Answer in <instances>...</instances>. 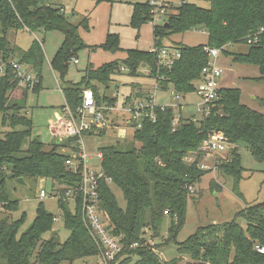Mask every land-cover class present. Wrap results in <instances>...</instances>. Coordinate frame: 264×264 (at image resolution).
Here are the masks:
<instances>
[{
  "label": "trees",
  "instance_id": "obj_1",
  "mask_svg": "<svg viewBox=\"0 0 264 264\" xmlns=\"http://www.w3.org/2000/svg\"><path fill=\"white\" fill-rule=\"evenodd\" d=\"M205 1L210 2V7L192 0L179 3L168 0L170 6L165 19L161 24L154 23L158 49L166 47L163 39L174 34L193 29L208 33L205 44L191 46L177 42L169 46L178 48L181 53L171 67L160 63L157 52L131 48L126 49L122 61L112 60L97 67L90 63L81 81L74 83L66 78L71 61L78 59V53L87 47L79 30L89 26L88 19L85 18L84 23L74 22L63 6L52 0H0V65L4 67L0 74V205L11 214L19 209V200L9 194L8 180L23 177L28 183L51 179L54 184L67 186L60 190L58 203L65 227L70 231L64 241L56 237L42 240L43 234L53 229L55 221V215L45 208L43 201L37 205L33 222L22 233L26 213L18 219L5 214L0 217V264H31L40 241L36 252L38 264H74L77 260L98 256L103 248L83 218L79 193L83 160L79 154V137L55 136V142L47 147L45 142L33 137L34 122L26 113L29 93H39L42 89L45 38H33L28 48L23 49L11 42L10 31L16 33L23 29L42 35L50 31L63 33L64 40L52 57L51 66L65 82L62 91L73 112L83 104L86 89L94 91L99 105L105 102L115 105L117 98L107 92L122 63L131 75H136L142 65L147 66L159 88L172 86L185 97L197 92L205 79L203 69L210 60L207 47L222 48L228 53V45L247 46L245 51L232 52L234 60L257 65L262 74L260 79H264V35L257 44L246 43L248 35L264 27V0ZM154 15L155 8L149 0L134 2L131 25L140 28L153 22ZM101 46L113 52L122 50L119 34L109 33ZM13 62L27 65L38 81L33 85L23 83ZM95 81L104 87L103 94ZM84 85L88 88L84 89ZM241 97L239 88L219 87L218 97L202 110L204 114L198 121L197 114L186 116L180 110L176 115L173 106L158 105L154 108L155 120L143 117L141 127L132 122V140L138 146L124 149L111 144L99 148L103 154L100 169L104 173L99 179V204L109 228L121 237L123 245L117 264H130L134 256L137 264H181L183 255L191 258L186 264H264V253L257 249L264 246V201L240 210L231 221L198 228L178 244L180 257L162 259L145 237L147 227L161 234L162 223L169 217L168 240L176 241L185 224L191 191L207 173L200 168L203 153L199 149L213 131L224 133L231 144L217 167L222 175L233 177V191L241 196L239 183L245 169L239 145L245 144L256 158L264 160V114L244 104ZM126 99L130 100V96ZM84 134L104 135L105 130L94 128ZM68 160L76 161V171L67 165ZM109 178L112 182H108ZM112 185L123 192L125 207L120 206ZM212 185L220 186L215 181ZM68 189L75 191L74 211L66 195ZM237 217L244 219L246 225Z\"/></svg>",
  "mask_w": 264,
  "mask_h": 264
},
{
  "label": "rangeland",
  "instance_id": "obj_2",
  "mask_svg": "<svg viewBox=\"0 0 264 264\" xmlns=\"http://www.w3.org/2000/svg\"><path fill=\"white\" fill-rule=\"evenodd\" d=\"M133 1L146 0H53L54 3L63 5L67 15L72 16L73 14L72 20L74 22L81 21V23H84L86 20L85 18L88 19L89 26L86 28L83 25L84 27H81L79 30L87 47L83 48L78 53L79 63H75L73 60L71 61L66 78L67 80L74 83L80 82L84 72L83 69L86 68L89 62L102 65L111 60L122 61V59L126 57V49L134 48L148 50L155 45L153 22L143 24L140 28H135L131 25ZM180 1L181 0H174V3H179ZM192 1L204 7H210V2L208 1ZM154 16L156 17V14ZM162 20L156 23L161 24ZM109 33L119 34L122 50L113 52L101 46L105 43ZM35 36L40 39L45 38L42 89L39 93L33 91L29 93L26 113L34 122L33 137L39 138L46 143L47 147H51L56 140L51 129V124L56 122L60 115H62L63 119L65 118L63 120L64 122L67 121V112L68 108H70L67 102L65 103L63 91L61 90V88L65 86V82L59 78L58 73L51 66L53 54L62 44L64 35L60 31H50L45 35L36 32V35H34L30 31L23 29L19 30L18 34H15L14 31H10L9 33L11 42H16L23 48L28 47ZM177 42H183L191 46L205 44L208 42V33L202 29H193L163 39V44L165 46L176 45ZM88 47L93 50H90ZM226 48L228 53L222 50L216 60L219 67L222 69L218 86L241 89L242 102L264 114V79H260L262 74L259 67L254 64L235 61L234 54L232 53L236 51H245L247 46L228 45ZM113 78L114 80L111 82L107 93L112 96H118L119 98L114 106L111 107L109 105L111 108L106 112V117L110 121V125L108 127H103V129L107 134L85 135L83 138V148L87 153V166L89 169L99 170L101 168V161L98 157V153L100 152L99 148L101 146L113 144L127 149L133 145H139L132 140L134 131L133 126L114 128L115 126L126 125V123L122 121L120 115L123 111L121 104L123 102L125 105L124 101L126 100V95L129 94L130 91H132L131 99L137 94H141L140 96L144 97L155 92L157 103L173 106L176 115H179L178 113L180 110L186 116L192 111L197 113V120L202 118L204 114L202 111L203 108L199 110L202 100L196 92L188 93L185 99H176L178 93L172 86L166 89H159L157 87L156 78L145 65L139 68L136 75H131L129 69L122 63L120 72L115 74ZM140 81L144 83L143 87ZM93 83L96 84L103 93L104 87L97 81ZM84 87V89H86L88 85H84ZM135 92L138 93L135 94ZM64 103L65 105H63ZM60 108L61 111L59 110ZM1 123L2 118L0 116V129L2 128ZM27 144L28 142L26 145ZM239 147L241 164L245 169L243 178L239 183L241 196H238L233 191V177L222 175L223 173L219 171L218 167L215 169H208L207 173L196 183L191 191V197L187 204L185 224L178 232L176 241L168 240L169 217L164 219L161 227V234L159 235L151 227L146 228L145 237L148 243L156 247V251L162 259L170 260L180 257L178 253V244L193 235L198 228L210 224L231 221L240 210L264 201V160L256 158L245 144H240ZM213 181L220 186H213ZM7 187L9 194L19 200V209L11 214L0 205V217L9 213L12 215V219H18L21 218L22 214L25 212L26 219L21 228L22 233L33 222L36 216L37 205L40 201H43L45 208L55 215V221L53 229L43 234L42 240H49L53 237L61 241L67 239L70 231L65 227L63 212L58 203L60 190L64 187L67 188V186H63L58 182L54 184L51 179L31 180L28 182V186H23L17 181L10 179L7 181ZM41 189L47 192L45 198L40 197ZM112 189L120 206L125 207L126 201L123 192L115 185H112ZM79 193L83 201V195L80 190ZM66 195L69 199V205L74 211L75 191L73 189H68ZM237 220L240 221L243 226L246 225L244 219L237 217ZM41 243L42 241L38 243L36 252L40 248ZM36 252L31 258V264H38L36 262ZM132 259L129 263L132 261L130 264H137L135 256ZM190 260L191 258L188 255H183V258L180 259V263L186 264ZM74 264H100V257H87L75 261Z\"/></svg>",
  "mask_w": 264,
  "mask_h": 264
},
{
  "label": "built area",
  "instance_id": "obj_3",
  "mask_svg": "<svg viewBox=\"0 0 264 264\" xmlns=\"http://www.w3.org/2000/svg\"><path fill=\"white\" fill-rule=\"evenodd\" d=\"M151 5L155 8V14L153 23L164 20L167 8L170 6L168 0H149ZM162 20V21H163ZM264 35V27H261L259 31L254 32L247 36L246 43L248 45L257 44L261 41ZM152 52H157L160 58V63L164 66L171 67L176 59L181 55L178 48L175 47H162L158 49L153 47L150 49ZM206 51L210 57L209 63L204 67L205 79L200 82L197 94L200 96L201 109L205 108L208 103L214 101L218 97V83L222 74V69L217 64L216 60L219 54L222 52V48L207 47ZM75 63L78 59H73ZM13 66L16 69L18 75L22 78V82H30L31 85L35 81H38L34 72L25 64L13 62ZM4 72L3 65H0V74ZM159 88V84H157ZM182 94H178L176 99H181ZM125 105L121 104L122 112L129 115V124L132 122L137 124L136 127H141V120L143 117H150L153 120L156 119L154 108L158 106L155 98V92L149 94L143 98H130L125 100ZM114 106V105H113ZM165 106V105H161ZM112 107V106H111ZM107 102L103 105L97 103L94 91L92 89H86L84 91L83 104L73 112L68 108L67 121H63L62 115L58 116L56 122L51 124L52 132L59 138L79 137L80 143V157L83 160L82 167V183L80 185V192L83 195V218L87 227L90 229L93 236L101 244L102 251L98 255L100 257V264H117V256L122 251L123 245L121 243V237L112 233L109 228V221L104 212L100 208V195L98 191L99 179L103 177L104 173L101 169L94 170L89 169L87 166V153L83 148V138L86 131L95 129H103L108 127L110 121L106 117V112L111 108ZM200 109V110H201ZM230 142L226 138L225 134L221 131L211 132L204 140L200 147V151L203 153L202 160L200 162V168L208 170L216 168L219 161L225 157L228 153ZM100 161L103 154L100 151L98 153ZM67 165L73 170H77L78 165L75 160H68ZM108 182H112L108 179ZM47 192L41 189L40 197L45 198ZM136 246V245H134ZM258 251L264 253V246H258Z\"/></svg>",
  "mask_w": 264,
  "mask_h": 264
},
{
  "label": "crops",
  "instance_id": "obj_4",
  "mask_svg": "<svg viewBox=\"0 0 264 264\" xmlns=\"http://www.w3.org/2000/svg\"><path fill=\"white\" fill-rule=\"evenodd\" d=\"M53 1V0H52ZM135 1H133V3H134ZM61 5V4H60ZM61 6H63V5H61ZM71 16V15H70ZM72 16H73V14H72ZM73 19V18H72ZM147 24V23H146ZM15 34H18V32H16ZM34 35H36V33H33ZM153 34H154V30H153ZM35 38H38L37 36H35ZM18 45V44H17ZM30 45V44H29ZM28 45V46H29ZM19 46V45H18ZM21 47V46H20ZM153 47H155V45L154 46H152V47H150L148 50H150V49H152ZM21 48H23V47H21ZM26 48H28V47H26ZM26 48H23V49H26ZM59 48V47H58ZM58 48H57V50H58ZM90 50H93V49H91L90 47H88ZM56 50V51H57ZM146 50V49H145ZM56 51H55V53H56ZM54 53V54H55ZM54 54H53V56H54ZM112 61V60H111ZM77 63H79V59H78V62ZM90 63H92L94 66H100L101 64H94V62H89L88 64H87V66H86V68L88 67V65L90 64ZM85 68V69H86ZM85 69H83V71H85ZM83 74H84V72H83ZM83 77V76H82ZM141 82V85H142V87H143V85H144V83H142V81H140ZM140 82H139V84H140ZM152 82H153V80H152ZM156 83V82H155ZM140 85V86H141ZM159 89H164V88H159ZM166 89V88H165ZM61 90H62V88H61ZM156 91V90H155ZM103 92H104V90H103ZM101 93H102V91H101ZM136 93H138V92H135V94ZM103 94V93H102ZM131 94H132V91H130L129 92V94H127L126 95V98L127 97H131ZM64 95V94H63ZM141 94H137L136 96H133L134 98H143L142 96H140ZM114 97H116L117 98V100H118V96H115L114 95ZM145 97V96H144ZM65 98V97H64ZM186 97L185 96H182V99H185ZM117 100H116V102H117ZM127 100V99H126ZM157 102V101H156ZM65 103H66V100H65ZM65 103L63 104V105H65ZM158 104V103H157ZM62 105V106H63ZM159 105H166V104H159ZM200 109H201V105H200ZM199 109V110H200ZM60 111H61V108L59 109ZM191 113H194V114H197V113H195V112H192L191 111ZM121 115V117H122V121L124 122V123H126V125H119V126H115L114 128L116 129V128H118V127H126V126H130V124H129V115L127 114V113H124V112H122V114H120ZM114 130V129H113ZM109 131V130H108ZM105 134H107L106 133V131H105ZM92 135H97V134H92Z\"/></svg>",
  "mask_w": 264,
  "mask_h": 264
},
{
  "label": "water",
  "instance_id": "obj_5",
  "mask_svg": "<svg viewBox=\"0 0 264 264\" xmlns=\"http://www.w3.org/2000/svg\"><path fill=\"white\" fill-rule=\"evenodd\" d=\"M17 182H18L20 185L28 186V183L24 180L23 177L18 178V179H17Z\"/></svg>",
  "mask_w": 264,
  "mask_h": 264
}]
</instances>
